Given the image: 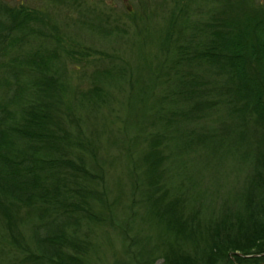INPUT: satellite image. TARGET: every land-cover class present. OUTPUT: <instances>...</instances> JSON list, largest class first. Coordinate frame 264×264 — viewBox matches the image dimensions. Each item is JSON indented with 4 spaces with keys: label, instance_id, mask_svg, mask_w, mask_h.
<instances>
[{
    "label": "trees",
    "instance_id": "16d2710c",
    "mask_svg": "<svg viewBox=\"0 0 264 264\" xmlns=\"http://www.w3.org/2000/svg\"><path fill=\"white\" fill-rule=\"evenodd\" d=\"M39 1L46 9L84 3ZM220 1L219 12L205 24L201 50L180 43L172 35L177 19L167 21L158 50L163 57L153 72L155 86H162L169 72L177 74L181 62L204 61L217 68L230 82L225 88L234 115L256 128L255 159L239 205L231 209L224 202L217 214L205 216L191 195L189 180L170 178V137L160 127L170 123L168 113L178 115L164 104L172 90L157 95L159 106L150 107L154 118L138 126L124 147L114 146L130 167H121L109 186L108 147H101L92 133L84 136L78 126L73 133L65 122L75 118L73 97L105 103L114 96L98 86L99 79L114 73L132 76L136 67L92 48H66L46 9L0 0V264H98L91 255L101 245V233H109L113 246L120 240L116 253L122 256L109 264H264V3ZM81 13L78 22L100 35L117 28L102 12L90 18ZM93 55L100 61L108 58L107 66L92 70L91 88L70 91L65 62L74 71L86 69ZM183 79L179 84L184 89L177 94L188 96L191 80ZM133 150L140 155L133 157ZM125 182L131 197L121 206L128 200ZM147 205L152 207L150 218L131 212L134 206ZM153 221L164 236L139 235Z\"/></svg>",
    "mask_w": 264,
    "mask_h": 264
},
{
    "label": "rangeland",
    "instance_id": "374dc122",
    "mask_svg": "<svg viewBox=\"0 0 264 264\" xmlns=\"http://www.w3.org/2000/svg\"><path fill=\"white\" fill-rule=\"evenodd\" d=\"M3 1L13 6L22 1L30 8L41 10H45L47 6L44 1L39 0ZM255 1L264 3V0ZM221 5L220 0H84L80 7L69 8L70 6L61 3L47 7L46 13L52 18L50 24H55L64 47L92 48L115 55L114 62L117 63L128 59L127 64L131 62L136 67V73L132 76L126 74L120 77L114 73L97 80L103 91H109L114 96L106 97L105 103L102 99L95 103L79 101V95L78 98L77 95L73 97L71 110L75 118L70 117L73 122H65L73 133L78 126L85 133L84 136L92 133V137L101 147H108L107 160L112 168L109 173L106 172L105 177L109 186L112 176L113 179L118 178L121 167L125 171L130 167L128 159L125 160L123 153L116 151L114 146L122 144L124 147V142L127 143L138 126L141 127L154 118L150 107L159 106L157 95H161L162 91L172 90V96L164 104L167 103L178 115L172 117L168 113L167 117H171L170 123H164L160 127L170 137L167 149L171 158L168 163L171 168L170 178L176 179V182L189 180L191 195L196 199V206H203L202 213L205 216L217 214L224 202L231 209L239 205L255 159L257 134L252 123L241 124L234 115L231 108L233 104H230L231 97L225 88L230 85L227 75L208 66L204 61L187 64L181 62L177 67V74L169 72V81H165L162 86H155L153 73L163 57L158 50L167 21L171 18L177 19L178 24L172 35L179 36L180 43L185 46L190 43L194 49L201 50L202 42L206 38L203 31L205 24L219 12ZM182 6L184 7L181 8ZM82 11L88 18L102 12L112 26L116 24L117 28L105 36L100 35L78 22L77 19L84 17H81ZM98 56L88 58L87 68L82 66L84 70L80 67L74 71L73 65L65 62L64 74L70 91L75 87L77 93L93 86L92 70L105 68L109 61L108 58L100 61L102 58ZM170 58L173 56L170 55ZM162 66L163 71L167 70L166 64L165 67ZM167 75L163 77L165 80ZM182 77L183 80H191L187 88L193 92H186L188 96L177 94V89H184V85L179 84ZM139 148L137 146L138 150ZM132 153L133 157L135 154L140 155L137 150ZM125 183L128 200H124L121 206L126 205L131 197L129 185ZM116 185L119 186V182ZM151 208L148 205L134 206L131 212L150 218ZM128 211L127 209L126 212ZM159 228L156 221H153L152 227L142 230L139 235L162 237L164 233H158ZM28 233L26 227V237ZM112 233L110 234L114 237L115 233ZM109 238V233H101V245L92 251L91 256H96L98 264H109L110 260H118L122 256L116 253L121 248L119 238L115 240L114 246ZM151 264L162 262L156 260Z\"/></svg>",
    "mask_w": 264,
    "mask_h": 264
}]
</instances>
